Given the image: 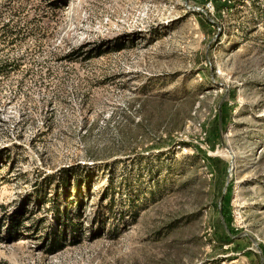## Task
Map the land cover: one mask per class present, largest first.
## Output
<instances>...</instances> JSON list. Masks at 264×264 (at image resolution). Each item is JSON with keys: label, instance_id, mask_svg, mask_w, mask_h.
I'll return each instance as SVG.
<instances>
[{"label": "rangeland", "instance_id": "1", "mask_svg": "<svg viewBox=\"0 0 264 264\" xmlns=\"http://www.w3.org/2000/svg\"><path fill=\"white\" fill-rule=\"evenodd\" d=\"M0 29V264H264V0H0Z\"/></svg>", "mask_w": 264, "mask_h": 264}, {"label": "trees", "instance_id": "2", "mask_svg": "<svg viewBox=\"0 0 264 264\" xmlns=\"http://www.w3.org/2000/svg\"><path fill=\"white\" fill-rule=\"evenodd\" d=\"M230 1H231V3H233L236 0H230ZM251 1L253 3L255 2V0H251ZM14 31L15 30L12 29V30L5 32V31H2V29H0V37H1L0 40L4 41L5 39H3V38L8 37L9 35H14V36L18 35V32L17 31L14 32ZM14 36H12L11 38H13ZM13 42H14V40L11 43H13ZM14 68H17L15 62L0 61V75L5 74V73L9 72L10 70H14ZM184 145H187V144H184ZM35 193H36L35 197L39 198L40 197V190H37ZM77 193H82V188L78 187ZM63 197H64V201L66 204H68L71 201V196H69V197L63 196ZM59 200H60V197L57 196V198L53 200L52 204H53V209H55L54 211L56 213V216L61 218V221H60L61 224L60 225L62 226L63 230L50 232L45 237V239H47L46 241L48 243L47 251L49 254H55V253L63 250L66 247V245H67V243L65 242L66 230L70 229L72 232H75V233L79 232V228H78L79 226L73 224V222L69 223L68 221L67 222L65 221L66 223L64 225L62 224V222H63L62 218L66 219L68 217L66 216V211L64 213L61 212V210H60L61 207L58 205ZM15 241L16 240H14V242Z\"/></svg>", "mask_w": 264, "mask_h": 264}, {"label": "built area", "instance_id": "3", "mask_svg": "<svg viewBox=\"0 0 264 264\" xmlns=\"http://www.w3.org/2000/svg\"><path fill=\"white\" fill-rule=\"evenodd\" d=\"M223 3H229L232 4L230 0H222ZM211 13H214V6L213 5H209L207 8Z\"/></svg>", "mask_w": 264, "mask_h": 264}, {"label": "water", "instance_id": "4", "mask_svg": "<svg viewBox=\"0 0 264 264\" xmlns=\"http://www.w3.org/2000/svg\"><path fill=\"white\" fill-rule=\"evenodd\" d=\"M229 234H230V233H229ZM230 235H231V237H232V238H234V239H238V238H240V237L244 236L245 234H242V235H240V236H237V237L233 236L232 234H230Z\"/></svg>", "mask_w": 264, "mask_h": 264}]
</instances>
